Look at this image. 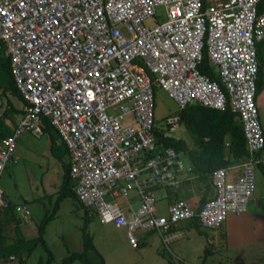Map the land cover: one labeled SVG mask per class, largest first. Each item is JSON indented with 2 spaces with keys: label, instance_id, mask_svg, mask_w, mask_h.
Segmentation results:
<instances>
[{
  "label": "built area",
  "instance_id": "built-area-1",
  "mask_svg": "<svg viewBox=\"0 0 264 264\" xmlns=\"http://www.w3.org/2000/svg\"><path fill=\"white\" fill-rule=\"evenodd\" d=\"M260 1L0 0V43L25 102L17 127L0 137V179L19 135L42 134L46 119L67 147L69 179L88 215L125 228L133 248L141 232H156L167 246L181 236L175 228L183 221L217 229L229 215L243 214L255 170L264 169L255 100L264 40ZM158 7L166 19L148 26ZM203 63L216 79L201 71ZM154 86L178 106L163 126L154 119ZM190 104L230 107L248 155L208 173L214 196L200 208L178 198L158 214L156 190L174 193L196 177L183 153L156 135L159 127L182 132L179 111ZM10 206L0 187V212ZM13 208L29 218L25 203Z\"/></svg>",
  "mask_w": 264,
  "mask_h": 264
},
{
  "label": "crops",
  "instance_id": "crops-1",
  "mask_svg": "<svg viewBox=\"0 0 264 264\" xmlns=\"http://www.w3.org/2000/svg\"><path fill=\"white\" fill-rule=\"evenodd\" d=\"M204 1L208 2L209 0ZM263 43L264 41L258 44V59L260 65L259 81L261 82V88L256 95L257 107L261 111H264ZM24 104V99L18 91L15 80L10 71V65L4 47L0 43V137L9 135L17 127L23 117ZM236 119L239 120L237 116ZM42 128L43 133L40 135H35L31 131H24L19 135L16 141V147L13 153V157L7 163L6 169L3 172V174H6V176L2 174L5 177L3 182L4 197L9 201L11 206L0 212V258L8 257L9 255L16 256V259L13 261L7 262L6 260V264H20L21 259H24L26 257L25 253L27 254L28 258V254L31 253V248L27 247V243L30 239H35L38 237V228L40 223L37 224L34 217V210L33 212H31L29 208L30 204L32 205L35 203H40L42 202L44 197H46L47 195L50 196L52 193H54L53 195H55L57 191L58 196L54 199V208H57L60 199L70 196L76 199V201L84 209V212L86 214L85 218H88V210L76 197L73 188L74 185H72V188L69 187L70 189L65 185L67 168H69L70 165V158L67 147L61 140L57 131L48 123L46 119L42 120ZM182 137L187 138L186 132L183 133ZM195 147L196 146H194V148ZM183 158L184 160L186 158L185 162L193 167V171L196 177L188 181L190 187L185 185L187 181L186 180L183 182L181 189H178L174 193H163L162 195H160L158 197V203L161 205V207H163L164 205L167 206L169 203L175 201L178 198L187 199L192 205H194L195 207H199L200 201L203 197L214 196V190L211 186L210 179L208 178L209 186H206V183L201 184V174L199 173V171L195 169L196 167L189 161L188 157H186V154L183 155ZM21 172L25 173V178L28 181V185H26L27 188L24 187V189L21 188V186L19 187L18 185V179L21 178ZM239 172L240 167L231 169L229 171L230 178H233ZM8 177L9 184L7 185L6 182L8 181ZM68 180L70 181V183H72L70 179ZM67 189L68 192L69 190L70 192H74V196L70 194L62 195V192L67 191ZM19 197L21 198L19 199ZM33 200L35 203H31V201ZM18 203H25L27 205V208L30 211L28 219L18 221V214L13 208V205ZM254 206L262 207V203L257 199L254 201ZM252 216L253 215L250 214L249 211H246L241 215H229L221 225V227H223V230L221 229V231H215L216 229H206L214 230L211 231L212 235H208V238L206 239L205 244L207 245H205L204 243H201V245H192L190 247L187 245L185 246L184 250L180 249V253L174 254V256L177 259L183 261V257H181L182 254L186 258L195 260V262H197L201 259V256L203 255L205 249H207L205 256L203 257L200 264H209V257L212 251L214 252L217 249L227 251L226 248L229 249L230 239L234 235L232 227H235L238 223L242 224L246 219L250 220ZM255 216H260L258 220L264 221V216L262 214L256 213ZM49 217H51V215L45 218L47 219V222L49 220ZM43 220L44 217L42 221ZM188 225L190 224L185 223L180 226L177 225L175 229L181 231V236L171 240L170 242L184 238L186 235L184 228ZM83 231L84 233H86L85 230ZM138 234V246L144 247L146 243H148L150 238L157 233L154 231H148ZM262 235L264 236V233H262ZM161 242L163 243L162 239ZM93 245L96 251L101 255V253L95 247L94 243ZM214 245L217 247H215ZM179 247L181 248L182 246ZM83 248L84 246L81 250L76 251H82ZM165 249L169 250L168 245H165ZM117 250L119 249L115 246V253H117ZM101 257L104 261V264H106L105 258L102 255ZM169 263H172V260H170ZM186 264H188V262Z\"/></svg>",
  "mask_w": 264,
  "mask_h": 264
},
{
  "label": "rangeland",
  "instance_id": "rangeland-1",
  "mask_svg": "<svg viewBox=\"0 0 264 264\" xmlns=\"http://www.w3.org/2000/svg\"><path fill=\"white\" fill-rule=\"evenodd\" d=\"M165 19L164 7H158L155 21L154 19H149L146 21V24L148 26H153L156 22H161ZM262 45H264V43ZM213 71L217 78H219L218 68L213 67ZM153 90L154 119L157 125L163 126L165 117L177 111L178 106L174 100L162 90V88L154 86ZM259 90L258 87L257 91ZM257 91L256 95L258 93ZM258 110L260 123L264 132V111H261L259 108ZM183 129L182 125V130ZM183 133H185L184 130L183 132L175 133L167 132V134L175 137H181L183 136ZM260 155L262 157L264 156V149ZM3 175L6 176V174ZM3 175L0 179V187L2 190L5 178ZM6 183L7 185L9 184V177ZM18 185L23 189L24 187L27 188L26 185H28V181L23 172H21V178L18 179ZM185 185L190 187L189 182H186ZM163 193H166V190L161 188L155 191V196L158 198ZM53 194L54 193L50 196L47 195L44 197L40 203H35L34 200L31 201V203L35 204H30L29 208L31 212L34 210V217L37 224L42 222L43 217L44 219L50 215L51 217H49V220L45 225L43 236L45 245L41 242L37 243L34 239L28 241L27 247L31 248V253L28 254V258L25 253V264L46 263L50 254L54 259L53 263L60 264L63 257L73 251L82 249L84 246L83 230H85L91 237L95 247L105 258L106 264H186L187 262L188 264H200L207 249H205L201 259L197 262L186 258L182 254L181 257H183V261L179 260L174 254L180 253V249L184 250L187 245L190 247L192 245H201V243L205 244L208 235L211 234V231H214L199 229L193 221H183L179 226L185 223L190 224L184 228L186 235L182 239L170 242L168 244L169 250L165 249V245L161 242L158 234L153 235L144 247L138 246L134 249L128 243L125 228H119L113 224L100 223L95 214L88 216L86 219L84 209L75 198L70 196L60 199L59 205L57 208H54V199L57 198L58 192L56 191L55 195ZM20 198L21 197H19V199ZM257 199L262 203V207L254 206V201ZM157 207L158 214H167L166 205L161 207L158 203ZM246 211H249L253 216L250 220L246 219L242 224L238 223L235 227H232L234 235L230 239L229 249L226 248L227 251L222 249H217L214 252L212 251L209 257V264H264V236L262 235V233H264V221L258 220L260 216H255L256 213H260L264 216V173L259 168H256L255 170V189L252 201L249 203ZM17 219L18 221L22 220L19 215L17 216ZM221 229L223 230V227L220 226L219 229L217 228L215 231H221ZM115 246L119 249L117 250V253L114 251ZM179 246L182 247L180 248ZM89 255L90 258L93 257L92 259L97 260L95 252L93 253L90 251ZM170 260H172V263H169ZM71 264L83 263L76 261Z\"/></svg>",
  "mask_w": 264,
  "mask_h": 264
},
{
  "label": "trees",
  "instance_id": "trees-1",
  "mask_svg": "<svg viewBox=\"0 0 264 264\" xmlns=\"http://www.w3.org/2000/svg\"><path fill=\"white\" fill-rule=\"evenodd\" d=\"M258 9L259 12L264 10V0L260 1ZM200 69L202 72L208 73L212 78L216 79L214 74H212L210 69H208L207 64L203 63ZM256 85L257 90L258 87L259 89L261 88L259 72ZM179 113L181 115L182 125L187 134V138H183L182 136L175 137L167 134L166 132L164 133L162 132L161 127L157 128L156 135L158 141H162L166 145L173 146L177 151H181L183 155L186 154V157H188L189 161L196 167L195 169L201 174V184L206 183V186H209L208 173L214 169L228 167L236 163H241L245 160L248 155V149L246 147L244 132L240 121L236 119L237 115L231 111L230 107H227L225 110H217L204 107L199 104H190L180 110ZM194 146L196 147L194 148ZM259 169L264 173L263 168ZM68 179L69 168H67L65 185L68 188H72L73 183H70ZM63 194H70L74 196V192H70V190L68 192V189L67 191H63L62 195ZM212 197L213 196L203 197L200 201L199 208L207 199ZM46 223L47 219H44L40 223L38 228V237L34 239L37 243L41 242L44 245L45 241L43 233ZM193 223H195L199 229L202 228L196 221H193ZM90 251L95 252L97 260L92 259L93 257L90 258ZM10 256L15 255H9L8 257L1 258L4 259V261L7 260V262H9ZM53 260L54 259L50 254L48 261L46 263L41 262L40 264H54ZM76 261L83 264H104L101 255L94 248L91 237L87 233H84L83 250L69 253L61 259L60 264H71ZM6 263L4 262V264ZM20 264H25V258L21 259Z\"/></svg>",
  "mask_w": 264,
  "mask_h": 264
}]
</instances>
